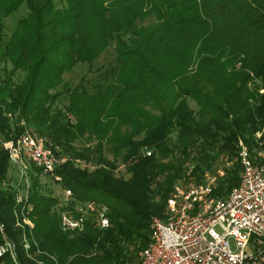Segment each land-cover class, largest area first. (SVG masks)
Returning a JSON list of instances; mask_svg holds the SVG:
<instances>
[{
	"label": "trees",
	"instance_id": "1",
	"mask_svg": "<svg viewBox=\"0 0 264 264\" xmlns=\"http://www.w3.org/2000/svg\"><path fill=\"white\" fill-rule=\"evenodd\" d=\"M22 4L6 35L3 19ZM111 45L94 82L64 80ZM0 60V244L4 233L22 264L135 262L178 182L223 168L213 193L225 195L239 180L240 141L264 161V0H0ZM25 129L69 155L55 168L68 199L33 163L16 199L2 141ZM87 200L107 205L110 225L89 213L82 230L63 229L61 211ZM0 264L16 263L4 251Z\"/></svg>",
	"mask_w": 264,
	"mask_h": 264
},
{
	"label": "built area",
	"instance_id": "2",
	"mask_svg": "<svg viewBox=\"0 0 264 264\" xmlns=\"http://www.w3.org/2000/svg\"><path fill=\"white\" fill-rule=\"evenodd\" d=\"M2 144L19 172V179L14 182L18 201L27 197L30 163L41 175L52 177L60 185L61 176L55 168L67 161L69 155L46 146L44 137L25 129ZM239 146L238 182L223 196L213 193L223 168L207 174L201 182L191 178L178 182L167 199V216H152L150 239L139 251L138 260L123 264H264V161L255 163L249 147L242 141ZM256 155L263 157L264 150L259 149ZM75 161L93 167L79 158ZM63 191L68 199L71 190ZM107 210L103 202H78L74 210L61 211V226L65 230H82L91 213L94 224L105 228L110 225ZM23 220L32 225L27 217ZM0 230L3 231L1 222ZM230 237L235 242L234 249L230 247ZM3 238L0 254L7 251L16 264H22L16 260L14 243L4 233Z\"/></svg>",
	"mask_w": 264,
	"mask_h": 264
},
{
	"label": "rangeland",
	"instance_id": "3",
	"mask_svg": "<svg viewBox=\"0 0 264 264\" xmlns=\"http://www.w3.org/2000/svg\"><path fill=\"white\" fill-rule=\"evenodd\" d=\"M27 12V8L25 6V4H22L16 11L10 13L8 16H6L4 19H3V22H4V32L6 35H8L12 30L13 28L15 27V24H16V21L17 19L26 14ZM154 21V17L152 16H146L145 18H143V20L141 21V23H144V24H149L151 22ZM112 45L109 46V48L107 49V51H104L100 56H98L94 63L91 64V65H88L87 63H77L76 66H74L70 71H66L64 74H63V77H64V80L67 81L68 83H70L71 85H74L76 84L77 82H79L81 80V78L84 80V81H89V83L91 82H94L98 75V69L97 67L100 66V65H103V66H106L107 63L112 59ZM4 65V62L0 60V73L2 71V66ZM21 77V72L18 71L17 74L15 75V79H19ZM63 102H66V99H64ZM189 103L192 105V106H195V103L194 101L192 100H189ZM78 143L77 144H80V142H83V143H87L86 140H84L83 138L79 141L77 140ZM89 144H92V141L89 142ZM240 144V142H239ZM106 154L108 157H112L111 156V153L106 149L105 150ZM220 160H218V163L219 164H223L224 160H225V156L221 155L219 157ZM90 163V162H88ZM92 165H94V162L90 163ZM117 173L118 174H124L125 175V171H124V165L121 163L120 160H118L117 162ZM12 169V170H11ZM10 170L9 171V176H10V182L12 181L13 183L14 182H17L18 179H19V172L18 170L15 168V167H10ZM43 180H49L47 181V184L50 186L52 185V189L54 191V193L56 194H59L62 196V193H63V189L60 185H56L52 182V180L48 179V178H44ZM7 181L9 182V180L7 179ZM51 187V186H50ZM165 218V217H164ZM163 219V217H162ZM229 244H230V247L232 249L235 248V242L233 240L232 237L229 238ZM250 248V247H249ZM37 263L38 264H41V262L37 259Z\"/></svg>",
	"mask_w": 264,
	"mask_h": 264
}]
</instances>
